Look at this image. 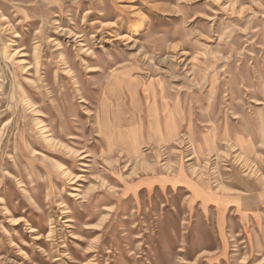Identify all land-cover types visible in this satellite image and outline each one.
I'll return each mask as SVG.
<instances>
[{
    "label": "rangeland",
    "instance_id": "374dc122",
    "mask_svg": "<svg viewBox=\"0 0 264 264\" xmlns=\"http://www.w3.org/2000/svg\"><path fill=\"white\" fill-rule=\"evenodd\" d=\"M0 264H264V0H0Z\"/></svg>",
    "mask_w": 264,
    "mask_h": 264
},
{
    "label": "crops",
    "instance_id": "0c3cea01",
    "mask_svg": "<svg viewBox=\"0 0 264 264\" xmlns=\"http://www.w3.org/2000/svg\"><path fill=\"white\" fill-rule=\"evenodd\" d=\"M174 129H175V131H176V127L174 126ZM175 131L172 129V127H171V130H167L166 129V126H163V128L160 130V136L159 137H157V141L159 142V143H168L169 141H171L172 140V137H174L175 136ZM160 138V139H159ZM158 143V144H159ZM178 187H182V186H179V184L177 185ZM192 195V194H191ZM214 196V195H213ZM215 197L216 196H214L213 198H211V200L212 201H209V202H207V203H204V202H202L199 198H196V199H194V201L192 202V206H194L193 204H194V202H196V201H198V202H200V204H201V206H206V205H208V204H212V203H214V201L215 202H218L219 201V199L220 198H216L217 199V201H216V199H215ZM190 198H191V196H190ZM225 201V200H224ZM226 202V201H225ZM219 225H220V227H222V222H221V219H220V221H219Z\"/></svg>",
    "mask_w": 264,
    "mask_h": 264
},
{
    "label": "bare ground",
    "instance_id": "6f19581e",
    "mask_svg": "<svg viewBox=\"0 0 264 264\" xmlns=\"http://www.w3.org/2000/svg\"><path fill=\"white\" fill-rule=\"evenodd\" d=\"M44 129V128H43ZM176 177V176H175ZM174 180V179H171V181ZM188 189L191 191V198L189 199V201L191 200H194L196 198H199L202 202H206L208 201V196L206 194V192L202 189L201 186H198L194 183H192V185L188 186Z\"/></svg>",
    "mask_w": 264,
    "mask_h": 264
}]
</instances>
